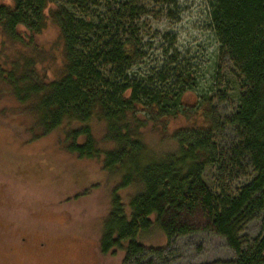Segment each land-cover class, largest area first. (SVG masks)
Returning <instances> with one entry per match:
<instances>
[{"label": "trees", "instance_id": "16d2710c", "mask_svg": "<svg viewBox=\"0 0 264 264\" xmlns=\"http://www.w3.org/2000/svg\"><path fill=\"white\" fill-rule=\"evenodd\" d=\"M146 1L0 0L3 41L32 49L17 50L10 61L0 55L6 64L0 63L1 84L31 120L44 122L38 135L65 127L63 147L77 157L101 160L106 183L115 177L101 226V253L121 249L124 263L133 264H142L145 255L161 256L165 247L140 242L155 227L168 242L212 233L226 241L233 264H264V230L249 244L240 236L242 225L264 212V0H208L209 29L240 78L237 107L224 119L236 138L227 160L234 167L248 161L252 168L248 181L233 192L213 191L203 179L208 165L223 162L211 141L218 122L211 101L196 93L197 56L173 54L163 62L165 68L139 62L144 54L136 32L150 5ZM177 4L153 0L151 5ZM50 24L60 32L64 53L63 67L52 77L36 61L42 51L37 40ZM135 67L137 75L126 73ZM15 77L27 84L15 88ZM187 92L196 96L191 108L198 117L185 112ZM180 116L189 123L172 133L173 148L155 151L145 145V126L163 130ZM95 124L103 130L102 143L94 135ZM35 133L31 136L39 137ZM130 150L147 156L133 160ZM129 187L135 191L124 200L120 191Z\"/></svg>", "mask_w": 264, "mask_h": 264}, {"label": "rangeland", "instance_id": "374dc122", "mask_svg": "<svg viewBox=\"0 0 264 264\" xmlns=\"http://www.w3.org/2000/svg\"><path fill=\"white\" fill-rule=\"evenodd\" d=\"M1 1L10 3V0ZM146 4L150 5L141 16L136 32L139 52L144 54L139 62L148 68L157 64L165 68L163 62L169 61L173 54L197 56L195 63L200 62L199 68L197 66L200 80L196 93L211 101L218 121L211 141L217 150L216 157L223 162L208 165L203 179L213 191L233 192L248 181L252 168L248 161L243 160L239 167H234L227 160L236 138L233 127L224 119L237 107L240 78L209 29L208 0H178L177 6L171 8L151 5L153 0H147ZM59 33L58 28L50 24L37 40L42 46L36 57L38 67L51 77L57 75L64 64ZM3 39L1 34L0 49L6 53L0 55L9 57V61L17 50L32 51L27 46L16 48L14 43ZM138 68L126 73L132 71V75H137ZM1 83L0 264H133V261L124 263L121 249L114 248L106 254L99 250L101 226L115 177L111 184L106 183L100 172L101 160L84 159L68 152L62 145L65 127L38 135L44 122L31 120L18 99ZM153 83L156 84V79ZM26 84V79L15 77V88ZM194 109L190 107L185 112L196 117ZM188 123L180 116L168 122L163 130L147 125L142 130V139L155 151L169 150L174 147L172 133ZM33 129L39 137L31 136ZM92 129L100 140L101 125L95 124ZM128 154L137 161L147 156L140 150H130ZM144 166L141 163V167ZM134 191L129 187L120 193L127 200ZM263 230L264 212L242 225L243 243L249 244ZM140 242L147 247H165L161 256L145 255L142 264H233L234 261L226 241L209 232L176 236L168 242L161 231L153 227L149 234L140 237Z\"/></svg>", "mask_w": 264, "mask_h": 264}, {"label": "flooded vegetation", "instance_id": "af4514ba", "mask_svg": "<svg viewBox=\"0 0 264 264\" xmlns=\"http://www.w3.org/2000/svg\"><path fill=\"white\" fill-rule=\"evenodd\" d=\"M196 96L187 92L183 97V105L186 107L195 106ZM193 104V105H192Z\"/></svg>", "mask_w": 264, "mask_h": 264}]
</instances>
